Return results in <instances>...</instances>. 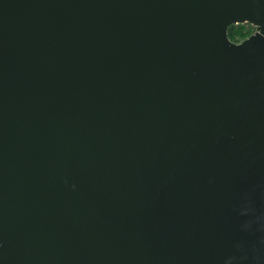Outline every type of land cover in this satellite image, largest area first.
<instances>
[{"label": "water", "instance_id": "95a60500", "mask_svg": "<svg viewBox=\"0 0 264 264\" xmlns=\"http://www.w3.org/2000/svg\"><path fill=\"white\" fill-rule=\"evenodd\" d=\"M0 264H264V0H0Z\"/></svg>", "mask_w": 264, "mask_h": 264}, {"label": "trees", "instance_id": "16d2710c", "mask_svg": "<svg viewBox=\"0 0 264 264\" xmlns=\"http://www.w3.org/2000/svg\"><path fill=\"white\" fill-rule=\"evenodd\" d=\"M256 30L250 22L234 23L228 27V35L234 41H241Z\"/></svg>", "mask_w": 264, "mask_h": 264}]
</instances>
